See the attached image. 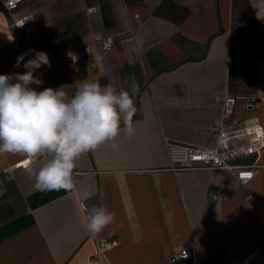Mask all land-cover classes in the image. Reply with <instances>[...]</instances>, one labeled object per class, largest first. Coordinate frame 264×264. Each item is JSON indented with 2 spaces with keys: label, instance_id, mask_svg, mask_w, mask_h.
Listing matches in <instances>:
<instances>
[{
  "label": "crops",
  "instance_id": "obj_1",
  "mask_svg": "<svg viewBox=\"0 0 264 264\" xmlns=\"http://www.w3.org/2000/svg\"><path fill=\"white\" fill-rule=\"evenodd\" d=\"M16 15H34L36 24L17 43L0 8V74H22L34 54L20 68L17 57L44 51L51 68L34 73L43 81L38 90L69 85L71 92L87 77L126 90L137 107L136 133H121L118 151L106 144L79 158L67 192L36 190L18 165L24 157L0 156V264H96L98 239L118 241L111 264H174L170 254L181 250L198 262L177 264H244L256 250L264 264V152L249 185L260 207L245 200L234 172L172 171L170 156L215 147L217 128L230 121L228 97L236 117L264 124V0H23ZM97 35L114 48L102 51ZM87 47L92 61L81 54ZM94 206L116 214L96 237L83 227Z\"/></svg>",
  "mask_w": 264,
  "mask_h": 264
},
{
  "label": "clouds",
  "instance_id": "obj_2",
  "mask_svg": "<svg viewBox=\"0 0 264 264\" xmlns=\"http://www.w3.org/2000/svg\"><path fill=\"white\" fill-rule=\"evenodd\" d=\"M30 54L34 57L23 63L22 74H0V156L24 157L36 190L72 191L79 158L106 144L118 151L121 133L135 135L137 107L128 91L88 77L71 92L65 90L69 85L38 90L43 81L34 73L51 68V62L46 52L29 49L14 67ZM115 216L106 206H94L83 227L96 237Z\"/></svg>",
  "mask_w": 264,
  "mask_h": 264
},
{
  "label": "built area",
  "instance_id": "obj_3",
  "mask_svg": "<svg viewBox=\"0 0 264 264\" xmlns=\"http://www.w3.org/2000/svg\"><path fill=\"white\" fill-rule=\"evenodd\" d=\"M23 0H6L0 4V8L7 15L9 27L14 33V39L17 43H23L30 35L31 29L36 24L34 15H26L18 17L16 12ZM94 44L102 51H110L114 48L112 38H103L97 35ZM81 54L90 61L93 60V53L89 47L83 49ZM73 56V57H72ZM68 59L72 63L78 62L77 54L68 55ZM93 66H95L93 64ZM236 101L234 98L228 97L223 103V117L230 120L229 123L221 124L217 128V141L213 148L185 147L179 150H171L172 171L180 169H225L234 172L235 182L240 185L245 194V200L251 201L256 207L261 206V202L257 199L249 188L250 182L254 179L255 169L258 167L259 157L264 152V124L259 117L239 118L235 116ZM255 155L257 160L252 166H234L232 161L240 157ZM25 160L20 162L24 168H27ZM78 173L74 172V175ZM81 209L87 213V205L81 203ZM118 241L108 239H98L94 262L96 264H111L108 251ZM260 250L254 251L250 256L244 259V264H257L256 258L261 255ZM170 258L174 264L190 261L198 262V257L192 255L188 250H181L170 254Z\"/></svg>",
  "mask_w": 264,
  "mask_h": 264
},
{
  "label": "water",
  "instance_id": "obj_4",
  "mask_svg": "<svg viewBox=\"0 0 264 264\" xmlns=\"http://www.w3.org/2000/svg\"><path fill=\"white\" fill-rule=\"evenodd\" d=\"M254 105H255V102L254 101H252V100L248 101V109L249 110H253Z\"/></svg>",
  "mask_w": 264,
  "mask_h": 264
},
{
  "label": "bare ground",
  "instance_id": "obj_5",
  "mask_svg": "<svg viewBox=\"0 0 264 264\" xmlns=\"http://www.w3.org/2000/svg\"><path fill=\"white\" fill-rule=\"evenodd\" d=\"M26 163H24V165H25Z\"/></svg>",
  "mask_w": 264,
  "mask_h": 264
},
{
  "label": "snow or ice",
  "instance_id": "obj_6",
  "mask_svg": "<svg viewBox=\"0 0 264 264\" xmlns=\"http://www.w3.org/2000/svg\"><path fill=\"white\" fill-rule=\"evenodd\" d=\"M26 163V162H25Z\"/></svg>",
  "mask_w": 264,
  "mask_h": 264
}]
</instances>
